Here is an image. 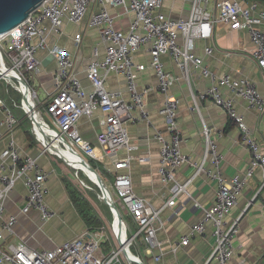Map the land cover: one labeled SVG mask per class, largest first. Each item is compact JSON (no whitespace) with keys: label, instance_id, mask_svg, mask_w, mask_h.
Listing matches in <instances>:
<instances>
[{"label":"built area","instance_id":"built-area-1","mask_svg":"<svg viewBox=\"0 0 264 264\" xmlns=\"http://www.w3.org/2000/svg\"><path fill=\"white\" fill-rule=\"evenodd\" d=\"M164 0H44L28 17L10 31L0 35V82L11 86L20 93V102L13 107L21 110L30 123L31 133L42 147V154L51 151L52 137L58 138V145L76 151L95 160L96 147L82 137L78 129L82 117L93 118L100 112L98 123L100 130L95 135L97 148L103 154H114L125 150V157H114L112 168L106 169L112 174L111 181L104 184L107 188L105 204L111 212L110 234L106 225L97 228L85 227L78 235L51 248L36 249L23 240L12 242L7 237L14 234L17 216L9 215L0 223V264H145L138 253L132 251L134 243L144 247L146 255L152 257L155 264H163V253H154L159 246L156 232L161 227V212L165 207L176 205L179 196L185 194L195 177L203 173L216 185L215 201L208 207L194 199V207L201 209L202 215L171 247L176 253L178 248L190 244L193 236L205 237L207 225L211 224L213 245L202 264H230L233 252V238L238 230V219L227 223L226 218L237 204L240 195L252 177L255 169L262 173L260 190L264 189V149L253 138L241 114L234 109V98H242L247 108L258 113L264 112V97L256 85L248 78L234 77L229 73L216 74L202 64V57L194 53L196 40L212 38L216 24L226 26L230 31L244 32L250 44L249 56L256 67L264 74V9L257 0H190L186 18H174L161 12ZM108 6L121 7L132 15L125 31L114 27V16ZM87 16V26L98 30L100 42L104 45L103 57L98 46L92 49V58L86 64V88L76 72V57L49 39L62 34L64 23L80 24ZM84 31L75 34L73 41L79 51ZM180 37L181 42H178ZM146 47L150 61L136 63L134 53ZM39 51H46L56 63L53 73V92L44 100H39L30 83L32 75L40 70ZM204 54L211 55L212 48L204 47ZM167 55L187 81L193 71L207 78L210 85L193 97L192 109H197V100H210L221 107L227 118L236 124L240 139L249 152V162L242 176L225 177L222 171L223 155L218 151L214 129L202 125L203 161L194 163L182 153V133L177 122L179 101L171 94V87L177 77L164 68L162 56ZM150 68L155 75L153 87L139 91L137 72ZM108 73L122 75L126 80L129 100L120 90H110L106 86ZM27 87L32 94V104L24 102L28 97L20 89ZM225 88L233 97L223 96ZM151 90L162 95L158 113L165 122L164 133L157 132L154 137L159 143L158 173L164 185H170L169 196L161 207L137 195L132 189L129 167L132 158L139 162L145 157H134L131 152L137 150L132 143L126 124H135L144 120L150 124L144 108V96ZM4 92L9 93L6 87ZM138 110V115L133 111ZM0 110L4 120L8 141L0 152V219L2 218L7 197L18 181H22L26 196L20 209L22 214L35 211L41 222L55 215L45 202L46 182L49 172L38 164L37 158L22 155L11 138L19 118L6 102L0 98ZM69 149V150H70ZM62 159V158H61ZM212 164L206 169L204 161ZM102 161V160H99ZM67 164V163H66ZM68 165V164H67ZM182 165L191 167L192 173L185 182H178L174 172ZM69 166V165H68ZM101 195V193H100ZM102 199V196H100ZM112 201L115 209L109 207ZM123 213V217L120 215ZM117 214L120 216L118 219ZM127 218L134 228L127 234ZM115 223V225H114ZM102 243L109 244L104 252Z\"/></svg>","mask_w":264,"mask_h":264},{"label":"crops","instance_id":"crops-1","mask_svg":"<svg viewBox=\"0 0 264 264\" xmlns=\"http://www.w3.org/2000/svg\"><path fill=\"white\" fill-rule=\"evenodd\" d=\"M257 1L260 3L259 6L264 9V0ZM189 8L190 0H164L161 12L174 18H186ZM108 11L114 16V27L125 31L132 15L126 13L121 7L108 6ZM79 31H84V33L80 49L77 51L73 38ZM178 42H181L180 37ZM49 43L58 44L76 57L77 75L81 83L88 88V80L85 77L86 64L92 58V49L95 46H98L99 55L103 57L104 45L100 42L97 28L87 26V16L80 24L64 23L62 34L51 37ZM205 46L212 48L211 55L204 54ZM249 49L250 44L244 32L230 31L226 26L216 24L212 38L207 41L196 40L194 53L202 57L204 66L218 75L229 73L237 78H248L264 97V74L250 58ZM37 56L41 62L40 70L32 75L30 83L33 86L31 80L37 82V86L42 89V100H44L53 92L52 76L56 69V63L46 51H39ZM161 59L165 70L178 78L171 87V94L179 101L176 116L182 133V153L194 163L200 164L203 161L204 145L201 130L202 125L205 124L214 129L216 133L218 151L223 155L221 166L225 177L242 176L249 162V152L246 145L241 142L240 131L236 124L227 118L221 107L216 106L208 99H198L197 109H192L194 105L192 94L197 96L210 85V81L207 78H202L198 71H193L187 81L167 55L162 56ZM134 61L146 65L149 63L150 55L146 47L134 53ZM136 81L137 88L141 91L146 87H153L156 78L154 72L146 67L143 71L137 72ZM106 86L110 90L122 91L123 97L129 100L126 80L122 75L108 73ZM221 89L223 96L233 97L231 91L225 88ZM161 102L162 95L151 90L144 96V108L150 124L144 120H139L135 124H126L132 143L137 145V150L131 154L134 157L146 158L144 162H139L136 158L131 159L129 174L132 189L155 207H161L164 204L169 196L170 187L169 184L164 185L161 182L158 173L159 143L154 137L157 132L164 133L165 130L164 119L158 113ZM233 106L236 113L243 116L255 141L264 149V112L260 114L255 110L248 109L247 102L237 97L234 98ZM13 112L19 118V123L14 128L11 138L22 155L37 158L40 167L49 172L44 199L55 215L48 221L41 222L35 211L22 214L20 209L26 196V189L23 182L18 181L7 197L0 223L5 221L9 215H15L17 222L14 234L8 236L7 240L12 242L23 240L27 245L36 249L51 248L74 238L86 225L70 201L66 186V183L71 182L70 177L65 174L64 168L54 156L41 153L42 147L34 139L30 123L21 110L14 108ZM133 114L138 115V110H134ZM99 116L100 112L96 111L90 120L82 117L79 120L78 129L82 137L96 147L97 160L92 159L101 168L103 175L111 180L112 174L108 173L106 169L112 168L114 157H125L127 153L125 150H119L114 154L107 155L97 148L95 135L100 130ZM3 120L4 116L0 110V152L9 139L5 126L1 124ZM69 166L71 167V165ZM204 166L206 169L213 168L208 160L204 161ZM191 173V167L182 165L175 170L174 177L178 182H185ZM261 182L262 173L259 169H255L242 193L238 195L237 204L226 218L227 223L238 219V230L233 238L234 252L230 264H264V189L260 190ZM215 190V183L201 173L187 185V191L191 194V198L182 194L174 207H165L162 210V224L156 232L159 246L153 252L163 253V264H202L208 256L213 245L211 224L207 225L205 237L193 236L190 244L184 248H178L175 254L171 252V247L182 235L190 231L202 215L201 209L194 207V199L202 206L208 207L215 201Z\"/></svg>","mask_w":264,"mask_h":264},{"label":"rangeland","instance_id":"rangeland-1","mask_svg":"<svg viewBox=\"0 0 264 264\" xmlns=\"http://www.w3.org/2000/svg\"><path fill=\"white\" fill-rule=\"evenodd\" d=\"M31 82L34 86L33 88L35 89V91L37 93L36 95H37L38 99L42 100L43 92H42L41 87L37 86L36 81L31 80ZM6 87L9 89V93H7V94L4 92ZM0 91L2 94L0 97L3 100H5L6 104L13 111V109H14V107L12 106L13 102H17V103L20 102V96H21L20 93L17 92L16 90H14L11 86L6 85L3 82H0ZM45 154H48L50 156H54V158H56V160H58L59 164H61V166L64 168L65 174L70 177L71 183L74 184L73 186H75V188H77L80 191V193L90 202V204H92L93 209H94V213L96 214V216L98 217L100 222L103 225H106L107 232L111 236V234H110V224H111V220H112L111 212L109 211L108 206L100 198V196H101L100 191L95 186L91 177L87 176L86 174H84L82 172H78V170L75 171L70 166H68L63 159L58 158L55 155L49 154L48 151H46ZM79 157L81 159L80 154H79ZM84 159H86V161L89 163V157L84 155ZM87 174L90 175V173H87ZM98 174L101 176L102 180L105 183H107L108 181H111V180H108V178H106V176H104L103 173L100 172V170H99ZM120 215L123 217V213L121 211H120ZM125 219H126L125 221H126V224L128 227L127 234L131 235L134 232V228L130 225L129 220L127 218H125ZM111 238L113 240L112 236H111ZM114 244L116 245L115 241H114ZM102 248H103L104 252L107 253L109 251V244L108 243H102ZM131 249L134 253H138L140 255L142 261L145 264H155V262L152 260V257L145 254L144 247L142 245L138 244L137 241L134 243V246Z\"/></svg>","mask_w":264,"mask_h":264},{"label":"water","instance_id":"water-1","mask_svg":"<svg viewBox=\"0 0 264 264\" xmlns=\"http://www.w3.org/2000/svg\"><path fill=\"white\" fill-rule=\"evenodd\" d=\"M43 1L44 0H0V35L10 31L23 22ZM22 99L24 102H27L24 96ZM70 151L72 150L70 149ZM81 161L82 165L86 166L89 171L96 175L97 182L95 185L101 193L102 200L105 202V200H107V188L101 176L89 165L86 159L81 157ZM108 202L109 207L115 209L113 202L110 200ZM117 216L120 220V216L118 214Z\"/></svg>","mask_w":264,"mask_h":264},{"label":"trees","instance_id":"trees-1","mask_svg":"<svg viewBox=\"0 0 264 264\" xmlns=\"http://www.w3.org/2000/svg\"><path fill=\"white\" fill-rule=\"evenodd\" d=\"M89 164L96 170V172L99 173L100 170V172L103 173L101 168L92 158H89ZM66 186L70 201L86 224V227L92 229L100 227L102 223L94 213L92 204H90V202L80 193L77 188H75V186L71 184V182L66 183Z\"/></svg>","mask_w":264,"mask_h":264},{"label":"bare ground","instance_id":"bare-ground-1","mask_svg":"<svg viewBox=\"0 0 264 264\" xmlns=\"http://www.w3.org/2000/svg\"><path fill=\"white\" fill-rule=\"evenodd\" d=\"M20 89L25 93V96L28 97L27 102L32 104V94L30 96L28 89H26L24 86H21ZM50 136L53 139L52 145L49 146L51 147V151H53L54 153L55 152L58 153L60 158H62L65 162L71 165L72 168L78 170V172H82L86 174L87 176H90L94 184H96L97 182L96 175L92 173L91 171H89V169L86 166L82 165V161L79 157V153L77 151L76 153H74L73 151H70L69 150L70 148H66V149L62 148L61 146L58 145L59 139L55 138V135H53L52 133H50ZM87 173H90V175Z\"/></svg>","mask_w":264,"mask_h":264}]
</instances>
